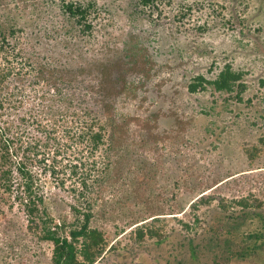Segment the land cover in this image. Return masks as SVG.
<instances>
[{
	"label": "rangeland",
	"instance_id": "obj_1",
	"mask_svg": "<svg viewBox=\"0 0 264 264\" xmlns=\"http://www.w3.org/2000/svg\"><path fill=\"white\" fill-rule=\"evenodd\" d=\"M62 1L94 3V10L90 12L88 18L92 24L91 32L88 36H79L86 44H83V41L79 43L76 38L73 41L62 42L64 37L61 36L64 31L59 16ZM142 1L144 0H0V27L12 26L16 29L15 37L8 40L13 46L10 52L19 55L18 60H21L22 64L30 60L29 63L34 68L40 64L48 69L55 66L56 69H60L67 62L71 66H77L93 58H96L94 63L97 62L102 68L106 63L104 54L108 48L115 58H122L125 50L129 53L139 52L147 47L150 54H155L156 66L163 69V74L158 77H164L170 83L169 93L165 89H159L157 81L161 80L155 77L152 84L139 86L135 94L131 93L129 99H124L127 101L122 99L110 102L113 108L110 109L109 115L117 124L116 127L127 122L125 130L130 135H136V128L142 122L148 123L149 127L154 126L152 127L154 131L162 130L175 136L177 141L182 140L183 147H180V152L175 153L176 147L170 152L168 165L163 169L165 173L159 177V185L172 187V183L177 182L181 193H185L189 190L186 187L191 188L196 184L195 178L182 176L186 173H179L173 164L176 165L180 161L181 166L185 170L188 169L187 173L193 175L204 169L203 167L212 170L211 161L216 159L215 161L221 164L217 179H223L226 175L233 177L217 185V188L205 192L204 195H212L213 203H216L219 199L230 202L233 199L247 198L252 194L253 198L264 204V148L254 165L248 168L244 163V157L240 155L241 144H248V141L254 143L264 133V86L257 84V78L264 79V0H254L256 3L250 1L246 8L242 6L243 4L231 3L232 6L235 5L234 11L231 10L232 6L231 8L229 6L230 0H150L151 2L147 4ZM230 15L243 18L240 23L232 21L233 29L229 28L224 20L230 19ZM179 17L180 20H176ZM171 22L172 28L169 27ZM104 24L108 26H103ZM18 29L21 31H17ZM75 45L78 46V51L68 52V49L74 48ZM196 49L202 50L204 54L200 55ZM223 55L227 56V59L221 61ZM2 56L3 53L0 54V59ZM225 61H231L238 70L249 74L246 83L250 90L243 95V101L238 106H226L227 110H222L219 105L215 106L217 109L220 108L219 112L222 114L212 112L207 117L204 110L208 111L211 105L209 93L190 96L186 93L184 85L194 75H206L207 69L213 63L215 71L218 72ZM2 64L5 66L6 62L1 61L0 66H3ZM14 65L18 67L16 63ZM20 68L25 73L29 70V67L22 65ZM17 70L15 69L8 77L4 89L14 92L16 99L21 103L18 104L16 112H13L12 119L0 120V128L5 127V122L12 123L11 133H18L20 139L31 146L38 138L36 128L39 122L45 124L47 123L45 119H49L45 118L46 115L39 108L41 97L44 95L48 98L54 95L55 91L51 90L45 95L42 82L35 83L33 73L16 80L14 73ZM89 84L91 82L86 83L84 88L81 86L76 88L78 100L69 105L76 115L84 112L83 109L88 108L96 97L89 92L87 88ZM57 106L65 107L60 101L57 102ZM175 108L179 113L185 112L181 122L177 119L178 116L175 119L171 114V110ZM225 112L228 113L229 119ZM22 117L24 119H21ZM68 119L71 121L76 117L71 116ZM229 120L234 122V129L229 127L232 132L223 124ZM252 122L257 126H253ZM75 123L73 128L77 127ZM64 126L69 128L72 125L68 123ZM105 129L107 134L111 133L109 123H106ZM63 131H59L56 136L60 143L66 140ZM113 134L119 142L122 141L121 138L124 144L129 142L127 135L122 137L119 135L121 131ZM211 141L217 143V148L210 146ZM69 142L67 139L66 143ZM53 147L56 146L49 150ZM72 147L74 149L61 154L62 163L73 165L79 163L75 160L79 158L86 162V165L89 164L88 161L91 159L87 153L81 154L75 150V145ZM47 155L50 159L52 151L47 152ZM220 156L226 158L221 159ZM110 157L115 158L112 154ZM95 159L103 160L104 154H96ZM189 159L192 161L189 162ZM45 163L48 164V161ZM236 168L239 170H235ZM32 169L40 173L42 164H35ZM233 171L236 172L235 176L232 175L235 173ZM112 174L113 177L117 176L115 173ZM46 178L39 192L47 199L53 218L57 220L59 216H65L71 221L69 207L74 204L73 201L64 190L58 188L56 182H52L49 177ZM193 181L195 182L192 183ZM12 183V193H15L17 182L14 179ZM70 183L66 182V186ZM109 183V181L102 183L95 196L91 226L102 231L109 245L117 248L114 252H107L96 264H174V258L169 252L177 256L180 251L177 242L179 238L176 237V233L170 232V228L178 230L175 222L166 224L167 238L161 246H155L153 241L137 245L129 238L135 226L130 227L127 221L129 219L140 221L146 213L141 214L138 205L134 203L135 194L128 197V194L123 195L118 190L110 191V187L107 186ZM117 187L118 185L116 189ZM172 192L169 194L162 192L160 196L161 201L166 203L162 202L158 209L164 206L165 219L170 217L167 213H171L167 200L172 199L171 204H176ZM193 193L195 196L198 195V191ZM10 195L11 208H8L10 203L4 204L7 194L0 187V264H50L52 245L39 241L28 229V218L22 206L13 201L14 194ZM149 202L146 203L147 206L153 205L155 209L154 204ZM120 209L128 212L127 218L120 217L122 216ZM256 211L264 215V207ZM191 215L190 209L186 208L185 212L178 216L190 221ZM205 225L203 221L199 224L198 234L203 233L201 231ZM231 264L252 263L232 261Z\"/></svg>",
	"mask_w": 264,
	"mask_h": 264
},
{
	"label": "trees",
	"instance_id": "obj_2",
	"mask_svg": "<svg viewBox=\"0 0 264 264\" xmlns=\"http://www.w3.org/2000/svg\"><path fill=\"white\" fill-rule=\"evenodd\" d=\"M149 1L142 2L147 4ZM250 1L254 0H230L229 6L231 8V3L243 4L242 6L246 8ZM234 8L235 5L231 10L234 11ZM59 10L60 24L64 31L61 36L64 37L62 42L73 41L75 38L79 40V43L82 42L83 40L79 36H88L92 29L88 18L90 12L94 10V3L82 4L78 1H62ZM242 19L240 16L230 15V19L224 20L225 24L233 29L232 21L240 23ZM176 20L179 21L180 17ZM170 24L169 27L172 28V22ZM105 25L108 26V24L103 26ZM17 31H21V29ZM75 31L77 32L75 33ZM15 34L16 29L12 26L0 27V54H4L0 62H6L5 66L3 64L0 66V120L12 119L13 112H16L18 104L21 103L16 99L14 92L4 89L8 77L15 69H18L14 73L16 80L33 73L35 83L42 82L45 95L51 90L55 93L48 98L44 95L41 97L39 108L46 115L45 118L49 119H45L47 123L44 124L40 121L37 125L38 138L33 145L24 143L18 133H11L12 123L5 122L3 130L0 128V187L7 194L5 202L3 201L4 204L10 203V194H14L12 195L13 201L15 200L22 206L28 218V229L36 235L39 241L52 245L50 264H96L107 252L116 250V246L109 245L102 231L91 226L95 196H97L102 183L106 181L110 182L107 185L108 188L110 187V191L118 190L123 195L128 194V197L130 194H135L136 201L134 203L138 205L141 214L146 213L140 221L137 219L127 221L130 227L135 226L134 230L130 232L129 238L137 245L153 241L155 246H161L167 238L166 224L175 222L178 230L170 228V232L176 233V237L179 238L177 242L180 251L177 256L169 252V255L174 258V264H231L232 261L264 264V215L256 211V209L264 207L261 201H257L252 194H249L247 198L233 199L230 202L219 199L213 203L212 195H204L205 192L217 188L220 183L227 182L233 177L226 175L223 179H217L221 164L216 162V159L211 161L212 166L210 163V166L213 167L212 170L203 167L204 169L193 175L187 173L188 169L185 170L178 159L179 162L177 161L176 165L173 164V161L172 164L179 173H186L182 176H187L190 179L192 176L195 178L196 184L191 188L186 187L189 190H186L185 193H181L182 190L179 189L177 182L172 183V187L159 185V177L165 173L163 169L168 165L170 152L176 147L175 153L178 154L183 143L182 140L181 143L175 136L162 130L154 131L152 129L154 126L149 127L148 123L143 124L142 122L136 128V135H130L125 130L127 122L116 127L117 124L109 115L110 109L113 108L110 102L129 99L131 93L135 94L139 90V86L152 84L155 77L157 80H161L157 81L159 89H165L169 93L170 83L166 78L158 77L163 74V69L156 66L155 54H150L145 47L139 52L130 51L129 53L125 50L122 58H115V55L109 52L111 49L108 48L104 54L106 63L102 68L97 65V62L94 63L96 58L82 62L77 66H71L67 62L60 69H56V66L48 69L40 64L34 68L29 63L30 60L22 64L21 60H18L19 55L10 52L13 46L8 40L13 39ZM82 43L86 44L85 41ZM71 50L78 51V46L75 45L74 48L68 49V52ZM196 50L200 55L204 54L202 50ZM225 59L227 56L223 55L221 61ZM15 63L18 67L14 65ZM21 65L29 67L27 73L22 72ZM19 69L21 70L19 71ZM248 76V73L234 67L231 61H225L219 67L218 72L215 71L213 63L207 69L206 75H194L185 82L184 88L190 96L204 92L209 93L211 96L209 104L211 105L208 111L204 110V114L209 117L212 112L213 114H222L219 112L220 108L217 109L215 106L219 105L222 110H227L226 106L236 107L242 103L243 95L250 90L246 83ZM257 79H255L257 84L264 86V79ZM13 81L15 80L13 79ZM88 82H91L87 87L89 92L95 94L96 97L93 98V103L88 105V108L83 109L84 112L76 115L69 105H73L72 103L78 100L76 88L79 86L84 88ZM162 84H166V86ZM59 101L65 107L57 106ZM247 102L249 103V101ZM77 107L79 106L77 105ZM171 114L175 116V119L178 116L177 119L181 122L185 112L179 113L175 108V110H171ZM71 116L76 119L68 121ZM225 116L228 117L227 112H225ZM153 118L156 117L153 116ZM229 121L223 122V124L231 131L234 129V122ZM68 123L72 125L69 128L64 126ZM73 123L77 125L76 128H73ZM106 123H109L110 134H107L105 129ZM252 125L257 126L255 122H252ZM61 130H64L65 135L63 136L66 137L63 143H60L56 138ZM120 131L121 137L127 135L128 143L124 144L123 138L119 142L114 137L113 133L118 134ZM118 138L120 139V137ZM67 139L70 141L68 144L66 143ZM74 145L77 152L87 153L91 159L88 161L89 164L86 165V162H82L79 158L75 159L79 163L73 165L62 163L61 154L74 149L72 147ZM81 145L82 148H80ZM52 146L56 147L49 150ZM210 146L217 148V143L214 144L211 141ZM263 148L264 133L254 143L248 141V144H241L240 155L244 157L247 168L254 165L256 159L261 156ZM49 151H52L50 159L47 155ZM100 153L104 154V159L97 161L95 156ZM111 154L115 158L110 159L112 158ZM220 157L221 159L226 158ZM47 161L48 164L45 163ZM191 161L189 159V162ZM35 164H42L40 173L32 169ZM235 170H239V168ZM112 173L117 175L116 178ZM232 175L235 176L236 172ZM46 177L51 178L52 182H56L58 188L64 190L73 201L74 204L69 207L71 221L65 216H59L57 220L53 218L47 205V199L39 192L43 182L47 180ZM14 179L17 182V190L12 193ZM68 181L71 183L66 186ZM116 185H118L117 189ZM195 191H198L196 196L193 193ZM162 192L163 194L172 192V198L176 203L171 204L172 199L167 200V206L170 209L168 210L171 212L167 213L170 216L167 219L164 218L166 214L163 216L164 206L162 205L158 209L162 202L166 203L161 201ZM148 201L154 204L155 209H153V205L147 206ZM8 208H11V203ZM186 208H189L192 214L190 221L183 220L178 216L183 214ZM120 212L122 215L120 217L127 218L126 210L120 209ZM202 221L206 225L201 231L203 233L198 234L197 230Z\"/></svg>",
	"mask_w": 264,
	"mask_h": 264
}]
</instances>
